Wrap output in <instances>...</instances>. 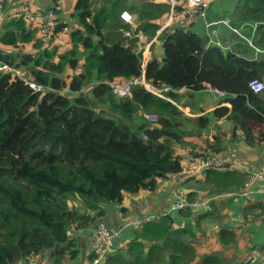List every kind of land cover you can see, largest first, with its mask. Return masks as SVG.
Returning a JSON list of instances; mask_svg holds the SVG:
<instances>
[{
	"label": "trees",
	"instance_id": "obj_1",
	"mask_svg": "<svg viewBox=\"0 0 264 264\" xmlns=\"http://www.w3.org/2000/svg\"><path fill=\"white\" fill-rule=\"evenodd\" d=\"M15 1L33 5L32 0H3L2 6ZM124 9L133 15L131 24L120 18ZM185 9V0H74L77 28L68 33L69 45L59 41L67 28L59 11L46 41L37 33L38 24L23 14L0 19V62L12 68L0 70V264L28 259L42 264L45 258L67 264L80 250L75 232L93 225L103 204L124 210L126 197L155 193L169 175L182 174L186 158L179 149L227 154L205 138L218 117L230 122V134L264 143V89L255 92L249 86L254 78L264 82V0H210L205 21L228 19L221 24L240 37L232 45L212 43L211 27L206 34L204 19L201 30L195 27L199 16L190 17ZM245 30L250 32L245 43L260 49L259 58L247 55L241 41ZM139 31L142 44L155 37L151 51L157 41L164 49L162 55L151 54L144 69ZM142 73L153 87H168L162 90L165 97L140 83L127 97L111 91L110 82ZM207 87L223 92L219 101L229 102L230 112L220 105L191 117L174 103L181 96L191 101L193 92ZM141 110L154 112L156 119L146 120ZM194 175L196 187L219 203L196 213L194 223L200 228L201 219L213 220L220 243L236 242L219 207L225 210L238 197L246 172L224 164ZM183 194L194 199L193 191ZM176 211L190 214L188 208ZM155 215L157 220L134 229L124 253H109L106 264H224L220 255L226 247L200 256L190 222L176 225L171 213Z\"/></svg>",
	"mask_w": 264,
	"mask_h": 264
},
{
	"label": "crops",
	"instance_id": "obj_2",
	"mask_svg": "<svg viewBox=\"0 0 264 264\" xmlns=\"http://www.w3.org/2000/svg\"><path fill=\"white\" fill-rule=\"evenodd\" d=\"M25 1L29 2L30 0ZM36 1V5L32 6L28 3L30 8L33 9L34 7H39L47 10L52 2L51 0ZM67 1L69 2L68 4ZM73 2L74 0H72V3H70V0H63V7L59 10V13L64 15V19L67 22L66 30L69 32L74 28H77V23L71 16V13H73ZM9 5H11V3L7 4V6ZM211 27L219 31L218 34H214L215 38L213 40L220 42L223 40L222 36L227 37V34L224 33H228L227 27L224 24H221V22L216 24L214 23ZM66 30V33H62V35L69 37V32ZM159 31L160 30L158 29L156 33ZM66 44H70L69 40ZM247 53L248 56L252 57V50ZM149 57L150 56L148 55V58ZM180 90L181 89H179V92H182L184 89ZM221 96L222 95H219L213 88L207 87L202 91L193 92L191 101V98L181 96L180 104L174 101L173 102L182 110L184 114L191 117H196L202 113L210 112L214 107L220 105L227 106L230 112V103L227 101L220 102L219 98ZM230 125V122L225 120V116L216 118L209 127L205 138L211 144L221 145L223 152L233 156V159H236L239 164H234L232 166L234 169L246 172V178L250 171L256 169L264 170V143H257L251 140L247 141L238 132L237 134H230V131L228 130L230 129ZM218 126H220L219 130L217 128ZM214 132L219 133L220 136L214 137ZM193 141L196 143L195 145H199L197 138ZM212 141L214 142L212 143ZM194 149H197V147ZM189 150L190 148L187 147V149H179V152H181L185 157V152L190 153ZM186 160L187 159H183V164L186 163ZM186 173H189L188 164H186V168L182 171V174H171L166 178V180L161 181L157 192H139L126 197L123 203V206H125L124 210H120L116 205L103 204L104 212L98 220L103 221L109 226L122 227L110 249L109 253L111 256L116 254L118 251L120 253H124L126 251L127 246L134 236V229L137 227L132 224L133 219L138 217L140 218L143 215L167 212L168 207L175 199L177 193H180V191L182 193L193 191L195 194V190L201 188L196 187L195 185L194 177L196 175L191 174L190 177L193 178L187 179L185 175ZM197 177H199V175ZM253 187L256 190L251 198L236 196V199L233 200V202L226 207L225 210L219 207V213H225L224 220L227 227L231 228L235 232L237 241L232 242V245L231 243H228L224 246L225 244H222L217 240L215 231L218 227V223L212 222L213 220L201 219L199 222V228L198 225L194 223L196 217L195 214L198 212H190L188 216H182L176 210H172L170 212L176 225H182L186 222L191 223V229L194 233L196 242H198L196 247L198 255H206V253H209L210 251H219L226 247V250L224 249L223 253L220 255V257L225 259L223 263L243 264L242 259L251 248L264 250V187H261L260 184L254 185ZM213 203L217 206L219 205L218 200H215ZM91 230L92 225L85 230L75 232L74 235L79 241L80 250L74 259L66 260L67 264H83L87 260V256L91 254ZM42 264L50 263L47 261V258H45ZM255 264H264V261Z\"/></svg>",
	"mask_w": 264,
	"mask_h": 264
},
{
	"label": "built area",
	"instance_id": "obj_3",
	"mask_svg": "<svg viewBox=\"0 0 264 264\" xmlns=\"http://www.w3.org/2000/svg\"><path fill=\"white\" fill-rule=\"evenodd\" d=\"M172 1V0H171ZM3 0H0V19H3L8 14H23L29 21L35 22L38 24L37 33L38 35L47 40V35L50 29L54 26L55 23L58 22L57 20V12L62 9L63 7V0H53L50 4V7L44 11L39 13H33L30 8L24 2H11V5L8 6L7 9H4L2 6ZM186 2V9L185 11L190 17L199 16L204 19L205 22V30H208L211 25L216 22H207L205 21V12L206 8L208 7V3L210 0H185ZM120 18L127 22L132 23L133 15L128 12L127 10H122L120 12ZM171 20V16H169ZM168 20L166 23H168ZM221 22L227 24V19H221ZM219 21V22H220ZM215 29L211 27V33L214 32ZM129 34L128 31L125 32ZM136 36L138 37L139 42H143V35L139 31L137 32ZM155 40L153 37L151 40L143 43L140 45L142 46V69H144L145 62L148 59L149 53V46ZM212 43L219 44L218 41H212ZM12 68L4 62H0V70H11ZM16 74H19V71L13 69ZM142 84L145 89L154 93L158 96L165 97L162 94V90H167L168 87L157 88L150 85L143 77V73L139 78H132L128 80H119L110 82L109 85L111 87V91L117 97H127L131 95V86L135 84ZM29 85L34 90H40V85L35 84L34 82H29ZM249 86L255 92H261L264 89V82L258 78H254L249 82ZM219 95H222L223 92L217 89H214ZM141 113L148 121H153L156 119V115L151 111H143ZM214 141H212L213 143ZM185 158L187 159L186 162L189 167L190 174H196L205 170L206 168L216 167L219 168L224 164H230L231 166L234 164H239L236 159H233L231 156L227 154H221L214 152L213 150L207 149L201 155H193L192 153L185 152ZM260 184L261 187H264V170L263 169H256L250 171L246 181L244 182L243 189L237 192L238 196H244L247 198H251L255 192L254 185ZM228 194V193H227ZM216 197L207 195L206 190L204 189H196L195 190V198L193 200H189L183 193H177L175 199L172 201L170 206L167 209V212L162 214L170 213L172 210H179L182 208H188L190 212H199V211H209L211 208V202L215 201ZM159 218L158 215L150 214L145 215L142 218L134 220L132 223L135 226L140 225L142 222L150 221V220H157ZM122 227H113L106 225L103 221L98 220L94 222L92 225V230L90 234V241H91V253L92 258L85 261L83 264H106L107 256L110 252L112 244L116 238V236L121 231ZM264 261V250L258 248H251L248 253L243 258V264H255L258 262ZM27 264H36L34 259H28Z\"/></svg>",
	"mask_w": 264,
	"mask_h": 264
},
{
	"label": "rangeland",
	"instance_id": "obj_4",
	"mask_svg": "<svg viewBox=\"0 0 264 264\" xmlns=\"http://www.w3.org/2000/svg\"><path fill=\"white\" fill-rule=\"evenodd\" d=\"M36 0H32V4L33 5H36ZM69 2L67 1V4H68ZM70 3H72V0H70ZM222 8V7H221ZM231 15H230V17L231 18H234V16L233 15H235V12H236V9H234V8H231ZM164 16H166L165 14H163L161 17H159V21L161 22V23H163L164 21H165V18H164ZM169 18V17H168ZM168 18H167V20H166V22L168 21ZM164 19V20H163ZM225 19V18H224ZM197 20V21H196ZM196 20H195V27H197V28H199L200 30H201V28H202V24H203V18H201V17H197L196 18ZM228 20V19H227ZM67 32H69L68 30H66ZM204 31H205V29H204ZM235 32V31H234ZM63 33H66V32H63ZM205 33L206 34H208L206 31H205ZM213 34H218L219 33V31L217 30V29H215V31L214 32H212ZM225 34H227V37L226 36H222L223 37V40L222 41H220L219 42V44H228V45H232V44H234V42L235 41H233V40H237L238 39V41H239V39H240V37L236 34L235 35V37H232V35L228 32H224ZM249 31L247 30H245L244 31V34H245V38H241V41L243 42V43H245V40L248 42V40H249ZM235 34V33H234ZM143 37H144V35H143ZM69 40V37L68 36H66V35H62L61 34V37H60V39H59V41L60 42H64V43H66L67 41ZM141 45H142V42H141ZM231 47V46H230ZM243 47H247V51H251L252 50V56H255L256 58H259L260 56H257L256 54H260V50H259V48L258 47H256V46H254V49H252V44L250 45V48L248 47V44L247 43H245V46H243ZM29 48V45H25V47H24V49H28ZM243 49V48H242ZM151 50H150V46H149V53H148V55L149 56H151ZM147 55V52H146V57L148 56ZM149 59V58H148ZM16 70H18V69H16ZM19 71V70H18ZM75 71V70H74ZM74 71H70V73L72 74V73H74ZM181 101V100H180ZM178 104H180V102H177ZM154 113V112H153ZM155 114V113H154ZM156 115V114H155ZM186 115V114H185ZM187 116H189V115H187ZM196 140V138L195 137H192L191 138V140L193 141V140ZM191 141V142H192ZM194 142V141H193ZM184 167L186 168V166H185V164H184ZM186 175V177H189V176H187V175H190L189 173H186L185 174ZM185 177V176H184ZM198 189H201V188H198ZM180 193H182L181 191H180ZM194 197H195V195H194ZM168 214V213H167ZM232 245V244H231Z\"/></svg>",
	"mask_w": 264,
	"mask_h": 264
},
{
	"label": "water",
	"instance_id": "obj_5",
	"mask_svg": "<svg viewBox=\"0 0 264 264\" xmlns=\"http://www.w3.org/2000/svg\"><path fill=\"white\" fill-rule=\"evenodd\" d=\"M168 20H170V18H168ZM163 51H164V49H163L162 42L161 41H157L156 44L154 45V47L152 48L151 53L153 55H155V56H159V55L163 54Z\"/></svg>",
	"mask_w": 264,
	"mask_h": 264
}]
</instances>
